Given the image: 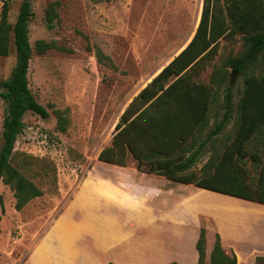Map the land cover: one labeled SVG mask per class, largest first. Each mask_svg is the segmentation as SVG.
I'll list each match as a JSON object with an SVG mask.
<instances>
[{"label": "rangeland", "instance_id": "1", "mask_svg": "<svg viewBox=\"0 0 264 264\" xmlns=\"http://www.w3.org/2000/svg\"><path fill=\"white\" fill-rule=\"evenodd\" d=\"M21 1H10L9 22L14 23ZM202 5L203 0H31L34 16L29 22V41L33 51L27 76L32 94L48 109L49 117L42 118L32 112L24 115V127L14 143L11 164L42 195L16 210L13 191L0 183V264H35L33 259L37 256L40 264H56L49 246L45 251L43 247L39 255L35 254L36 250L46 242L54 219L80 188L96 179L103 169L111 168L106 165L109 163L98 159L99 152L111 144L115 126L129 102L190 41L199 23ZM1 6L0 2V12ZM49 7L56 12L51 28L46 22ZM38 41L50 44L42 54L35 49ZM245 49L241 34L221 38L216 55L197 76L203 83H210L211 78L215 80L212 87L216 101L210 108L207 124L195 140L194 149L221 119L227 86L232 89L233 110L225 128L205 143L198 161L187 172L199 174L205 164L212 165L213 170L235 135L237 106L245 88V77L264 72L262 55L241 74L224 66L226 59L241 55ZM14 64L11 45L9 55L0 57V81L9 77ZM5 107L0 98V147ZM54 109L66 110L68 124L63 132L56 129ZM244 150L247 156L234 158L233 167L246 184L255 188L264 181V131L245 141ZM126 160L125 167H136L134 158L128 156ZM128 172L135 174L131 169ZM143 177L147 182L164 184L152 176H138ZM116 181L122 189L130 187L126 180ZM183 187L195 188V202L202 208L213 209L228 229L230 220L245 224L257 215L241 199L174 183L176 189ZM142 192V188L136 187L132 193L139 196ZM128 207L134 215L144 209L135 201H129ZM89 214L93 220L97 218L95 208ZM118 215L122 228H126L122 213L118 211ZM201 228L205 231V247L210 251L219 232L216 222L203 209ZM222 245L238 248L244 258L240 264H248L245 245L225 234ZM232 254L235 255L234 249ZM209 263L205 257L204 264ZM255 263L263 264L257 260Z\"/></svg>", "mask_w": 264, "mask_h": 264}, {"label": "trees", "instance_id": "2", "mask_svg": "<svg viewBox=\"0 0 264 264\" xmlns=\"http://www.w3.org/2000/svg\"><path fill=\"white\" fill-rule=\"evenodd\" d=\"M10 1L0 0V57L9 55L11 45L15 53L9 77L0 81V98L6 104L1 131L0 183L11 188L15 209L21 210L30 200L42 195V191L11 164L14 143L22 132L27 112L47 118L49 111L35 99L27 76L33 51L29 41V22L34 16L31 0L21 1L14 23L8 20ZM55 17V9L49 7L48 28L53 26ZM236 34H241L246 49L241 55L226 59L224 66L241 74L261 55L264 62V0H203L194 35L129 102L115 126L111 144L99 152L98 159L126 166V158L131 156L140 172L264 204V181L252 188L233 167L234 158L247 156L244 142L264 131V72L245 77V88L237 106L235 135L213 170L212 165L205 164L199 174L187 172L198 161L205 143L219 134L231 117L233 94L227 86L221 119L194 149L195 140L207 124L210 108L216 101L212 87L215 80L211 78L210 83H203L197 76L216 55L219 40ZM49 47L45 41H38L35 49L42 54ZM53 113L56 129L65 131L66 110L54 109ZM205 244V231L201 228L196 242L197 264H204ZM209 260V264H237L236 256L223 249L218 234ZM256 260L264 264V256Z\"/></svg>", "mask_w": 264, "mask_h": 264}, {"label": "crops", "instance_id": "3", "mask_svg": "<svg viewBox=\"0 0 264 264\" xmlns=\"http://www.w3.org/2000/svg\"><path fill=\"white\" fill-rule=\"evenodd\" d=\"M106 165L111 168L103 169L96 179L84 184L61 215L54 219L47 240L36 250V255L49 246L56 264H197L196 242L203 209L216 222L221 245L224 234L234 237L245 245L243 252L248 264H255L257 257L264 256V204L232 196L247 202L257 215L245 224L230 220L228 229L213 209L202 208L195 202V188L176 189L174 183L178 182L163 176L143 173L136 167ZM130 169L135 174H130ZM139 175L152 176L163 180L164 184L147 182L144 177L138 178ZM116 180H126L130 187L122 189ZM136 187L143 189L139 196L132 193ZM129 201L140 202L144 209L132 214ZM92 208L97 211L95 220L89 214ZM118 211L127 223L126 228L121 226ZM222 247L229 255L234 249L237 264L244 260L235 246ZM211 250L205 247L206 260ZM33 262L40 264V258L35 257Z\"/></svg>", "mask_w": 264, "mask_h": 264}, {"label": "bare ground", "instance_id": "4", "mask_svg": "<svg viewBox=\"0 0 264 264\" xmlns=\"http://www.w3.org/2000/svg\"><path fill=\"white\" fill-rule=\"evenodd\" d=\"M231 199V198H230ZM216 208V207H215ZM101 227V226H100Z\"/></svg>", "mask_w": 264, "mask_h": 264}, {"label": "water", "instance_id": "5", "mask_svg": "<svg viewBox=\"0 0 264 264\" xmlns=\"http://www.w3.org/2000/svg\"><path fill=\"white\" fill-rule=\"evenodd\" d=\"M3 84V83H2Z\"/></svg>", "mask_w": 264, "mask_h": 264}]
</instances>
